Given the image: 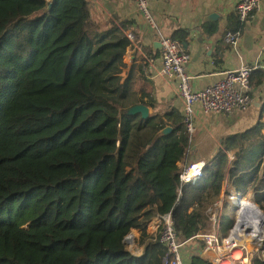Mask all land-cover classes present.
Wrapping results in <instances>:
<instances>
[{
    "label": "trees",
    "instance_id": "1",
    "mask_svg": "<svg viewBox=\"0 0 264 264\" xmlns=\"http://www.w3.org/2000/svg\"><path fill=\"white\" fill-rule=\"evenodd\" d=\"M50 1L0 0V264H162L164 246L146 227L175 205L190 264H204L194 237L211 207L238 191L264 212L263 115L181 186L190 146L181 112L129 90V41L91 37L100 24L90 0ZM140 104L148 117L131 112ZM233 224L222 217L221 233ZM134 230L141 255L126 244Z\"/></svg>",
    "mask_w": 264,
    "mask_h": 264
},
{
    "label": "crops",
    "instance_id": "2",
    "mask_svg": "<svg viewBox=\"0 0 264 264\" xmlns=\"http://www.w3.org/2000/svg\"><path fill=\"white\" fill-rule=\"evenodd\" d=\"M240 1L147 0L152 24L133 0H90L92 17L100 24L99 32L91 34V37L105 36L110 42L127 38L128 47L141 45L157 61H160L162 45L154 44L161 42L162 36L172 38L179 33L186 34V39L179 42L189 54L187 71L194 77L192 84L195 89L216 82L227 69L243 64L258 67L252 73L253 103L247 110L227 115L206 113L200 106L197 107L205 127L195 123V131L190 134L188 157L182 167L213 160L224 148L222 142L229 134L253 127L261 114L264 122V1L246 23H242L236 13ZM228 31H239L238 42L235 48L219 52L217 43ZM127 51L122 76L128 82L129 90L142 101L156 102L157 109L162 113L174 108L179 110L185 121L183 107L166 84L154 74L143 57H130ZM149 112H152L151 107ZM261 133L264 134V125ZM197 154L200 156L198 161ZM221 201L213 207L220 208ZM157 220L158 217L150 223ZM185 252L189 257L194 254L187 247Z\"/></svg>",
    "mask_w": 264,
    "mask_h": 264
},
{
    "label": "built area",
    "instance_id": "3",
    "mask_svg": "<svg viewBox=\"0 0 264 264\" xmlns=\"http://www.w3.org/2000/svg\"><path fill=\"white\" fill-rule=\"evenodd\" d=\"M143 11L150 23L152 16L148 9L147 0H133ZM264 0H241L236 6L238 19L246 23L257 11ZM239 31H228L217 43L219 52L235 48ZM160 61L150 57L141 45L132 44L128 47V55L141 56L154 74L160 78L172 92L174 98L180 103L185 112V124L190 134L195 131V123L205 127L200 116L198 106L206 113L231 115L237 111L247 110L253 103L251 95L252 73L258 68L243 64L238 68L223 71V77L216 82L201 89H195L192 84L193 76L187 71L189 54L182 44L169 36L161 37ZM229 158L231 153L226 151ZM204 162H195L183 167L180 174L181 186L196 183L205 175ZM182 189H179V199ZM229 200L236 208V214L231 219L233 226L226 236L221 238L224 200L219 209L211 207L210 218L201 224L199 232L194 238L202 242V248L196 255L204 264H258L264 256L262 245L264 242V212L253 201L238 191H232ZM177 207L173 208V210ZM257 208V210L255 209ZM173 210L158 216L160 223L152 233L154 241L164 246L162 264H190L189 255L186 254V243L179 238L177 221ZM256 210L258 214L254 213ZM130 234L126 237L129 240ZM135 255H141L137 243L131 241ZM134 248V249H133ZM134 250H137L136 252Z\"/></svg>",
    "mask_w": 264,
    "mask_h": 264
},
{
    "label": "rangeland",
    "instance_id": "4",
    "mask_svg": "<svg viewBox=\"0 0 264 264\" xmlns=\"http://www.w3.org/2000/svg\"><path fill=\"white\" fill-rule=\"evenodd\" d=\"M243 196L252 199V193H248L247 195H243ZM218 209H219V208H218ZM235 214H236V208H235V206L233 205V203H232L231 200L227 199V200L225 201V203H224V206H223V217H224L225 222H226V225H228V227H229V222H230V221H233V220L231 219V217H234ZM233 222H234V221H233ZM147 228H148V227H146V232H147V233H150L151 231H148ZM228 232H229V230H228L225 234H222V235H221V238H223L224 236H226V235L228 234ZM131 236H134L132 240H135V241H136V243H137V247L139 248V251H140V253H141L143 246H142L141 243H140V232H139V231L135 232V230L131 232V234H130V236H129V240L126 241V244H127L128 248H130V249H132V245H131ZM201 245H202V244H201ZM133 249H134V248H133ZM134 251L136 252L137 250H134Z\"/></svg>",
    "mask_w": 264,
    "mask_h": 264
},
{
    "label": "water",
    "instance_id": "5",
    "mask_svg": "<svg viewBox=\"0 0 264 264\" xmlns=\"http://www.w3.org/2000/svg\"><path fill=\"white\" fill-rule=\"evenodd\" d=\"M52 2H53V0H51V1L49 2V6L52 5ZM154 45H158L159 47H161V42H157V43H155ZM131 112H132V113H141L143 117H148L149 114H150V112H149V108H148L146 105H144V104H140V105H136V106H134V107L131 109ZM172 129H173V128H172L171 126L166 127L165 129H163V130H161L160 132L157 133L155 139H157V138H158L160 135H162V134H167V133L171 132ZM199 158H200V156H199V154H197L196 160L198 161Z\"/></svg>",
    "mask_w": 264,
    "mask_h": 264
},
{
    "label": "bare ground",
    "instance_id": "6",
    "mask_svg": "<svg viewBox=\"0 0 264 264\" xmlns=\"http://www.w3.org/2000/svg\"><path fill=\"white\" fill-rule=\"evenodd\" d=\"M256 210H257V208H255ZM256 210H253V212L254 213H256V214H258V210L256 211ZM160 223V221H155V222H152V223H149V225H148V231H151L156 225H158ZM133 237L134 236H131V241L133 242V243H136V241L135 240H132L133 239Z\"/></svg>",
    "mask_w": 264,
    "mask_h": 264
}]
</instances>
